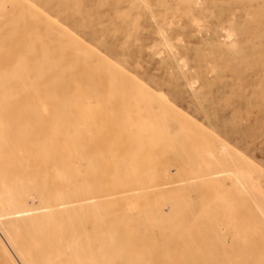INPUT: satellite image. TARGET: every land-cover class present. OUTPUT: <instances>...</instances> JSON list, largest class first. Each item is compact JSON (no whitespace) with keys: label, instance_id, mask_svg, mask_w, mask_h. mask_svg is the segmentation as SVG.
<instances>
[{"label":"rangeland","instance_id":"1","mask_svg":"<svg viewBox=\"0 0 264 264\" xmlns=\"http://www.w3.org/2000/svg\"><path fill=\"white\" fill-rule=\"evenodd\" d=\"M0 80L97 261L264 264V0H0Z\"/></svg>","mask_w":264,"mask_h":264},{"label":"bare ground","instance_id":"2","mask_svg":"<svg viewBox=\"0 0 264 264\" xmlns=\"http://www.w3.org/2000/svg\"><path fill=\"white\" fill-rule=\"evenodd\" d=\"M12 92L13 84L0 80V264H16L12 254L20 264H128L127 255L119 253L122 243L116 229L108 232L100 261L79 242L80 230L87 232L85 223L76 224L71 215L67 221L63 218L82 202V192L70 189L76 178L63 172L60 160L35 159L15 116L28 98L16 105L8 99ZM44 178L47 183L41 185ZM29 199L36 201L34 208L28 206ZM168 262L174 264V256L169 255Z\"/></svg>","mask_w":264,"mask_h":264}]
</instances>
